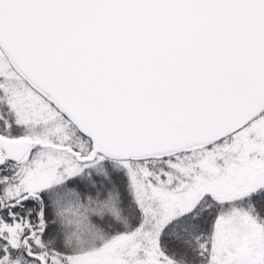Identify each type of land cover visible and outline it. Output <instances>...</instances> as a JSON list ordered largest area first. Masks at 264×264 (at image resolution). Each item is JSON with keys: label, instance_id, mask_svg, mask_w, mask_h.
Segmentation results:
<instances>
[{"label": "snow or ice", "instance_id": "snow-or-ice-1", "mask_svg": "<svg viewBox=\"0 0 264 264\" xmlns=\"http://www.w3.org/2000/svg\"><path fill=\"white\" fill-rule=\"evenodd\" d=\"M0 264H264V0H0Z\"/></svg>", "mask_w": 264, "mask_h": 264}]
</instances>
